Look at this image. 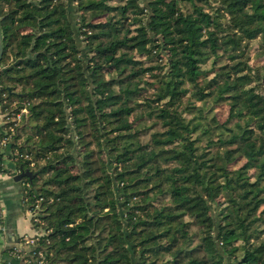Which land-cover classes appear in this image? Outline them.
<instances>
[{
    "label": "trees",
    "instance_id": "obj_1",
    "mask_svg": "<svg viewBox=\"0 0 264 264\" xmlns=\"http://www.w3.org/2000/svg\"><path fill=\"white\" fill-rule=\"evenodd\" d=\"M0 29L48 264H264V0H0Z\"/></svg>",
    "mask_w": 264,
    "mask_h": 264
},
{
    "label": "crops",
    "instance_id": "obj_2",
    "mask_svg": "<svg viewBox=\"0 0 264 264\" xmlns=\"http://www.w3.org/2000/svg\"><path fill=\"white\" fill-rule=\"evenodd\" d=\"M73 12L74 8L70 9L74 24ZM16 115L15 120H8L5 115H0V132H3L2 126L7 122H17L18 124L20 117L17 119ZM13 126L9 127L6 137L0 138V261L3 260L2 257L5 254L3 252L9 251L16 244L18 238L39 233V230L32 225L31 216L24 203L22 182L13 180V177L19 172L11 159L10 137L13 133ZM5 138L9 140L3 143ZM17 261L8 263L20 264Z\"/></svg>",
    "mask_w": 264,
    "mask_h": 264
},
{
    "label": "built area",
    "instance_id": "obj_3",
    "mask_svg": "<svg viewBox=\"0 0 264 264\" xmlns=\"http://www.w3.org/2000/svg\"><path fill=\"white\" fill-rule=\"evenodd\" d=\"M24 110H22L23 112ZM19 119L20 115H16ZM9 139H4L3 143ZM30 166H33L30 163ZM42 197H38L34 200L33 204L28 209L31 215V223L36 225L42 224L41 203ZM47 235L45 231H39V233L33 236H24L17 239L16 244L9 250L8 256L12 259L18 260L20 264H48L45 254L38 248L39 241Z\"/></svg>",
    "mask_w": 264,
    "mask_h": 264
},
{
    "label": "rangeland",
    "instance_id": "obj_4",
    "mask_svg": "<svg viewBox=\"0 0 264 264\" xmlns=\"http://www.w3.org/2000/svg\"><path fill=\"white\" fill-rule=\"evenodd\" d=\"M73 7H75V6H72V4H70V2H68L69 11H70V9H73ZM75 21H76V19H74L73 22L75 23ZM71 22H72V20H71ZM261 49L262 48H261L260 44L258 43V40H255L254 42H252L250 44H246V45L243 44V50H244V53H245V59L247 60L248 65L250 67L254 68V67L259 66L261 63H264V53L261 52ZM229 55H232V54H229ZM242 60H244V59H242ZM225 61L226 60L223 57L221 59H218V61H217V63L215 65L219 66V64L224 63ZM209 67H210L209 63H206V64L202 65V70L209 69ZM211 75L212 74H209V76H211ZM24 112H25V110H24ZM214 112L216 113L217 118L219 119V121L222 122L227 117L228 108H227L226 105L222 104V105H219V107H216L214 109ZM11 120H15V116L14 115L11 116ZM244 162H245V159L238 158L232 164H230L228 166L227 175H228L229 179H232V182H233L234 177L237 174L238 169L242 166V164ZM251 174H252V170L248 172V175H251ZM35 229H38L40 232L42 231L39 228H35ZM193 242L195 243L196 239Z\"/></svg>",
    "mask_w": 264,
    "mask_h": 264
},
{
    "label": "water",
    "instance_id": "obj_5",
    "mask_svg": "<svg viewBox=\"0 0 264 264\" xmlns=\"http://www.w3.org/2000/svg\"><path fill=\"white\" fill-rule=\"evenodd\" d=\"M2 54H3V47H2L1 29H0V61H1ZM35 175H36L35 173H33L32 171H29V170H19V172L17 173V175H15L13 177V180L16 181V182H20L24 178H27L28 180H31L32 178L35 177ZM2 259L3 260H6L8 262H11V263L17 261L15 259H12V258H9V257H2Z\"/></svg>",
    "mask_w": 264,
    "mask_h": 264
}]
</instances>
